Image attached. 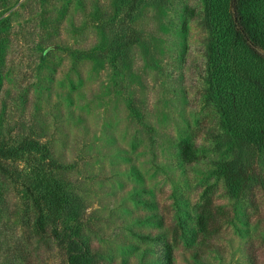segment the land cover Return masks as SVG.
I'll return each instance as SVG.
<instances>
[{
    "label": "rangeland",
    "instance_id": "rangeland-1",
    "mask_svg": "<svg viewBox=\"0 0 264 264\" xmlns=\"http://www.w3.org/2000/svg\"><path fill=\"white\" fill-rule=\"evenodd\" d=\"M208 5L0 0V135L52 147L84 201L92 243L113 264H166L163 214L184 229L178 264H250L253 248L264 264V146L232 131L212 86ZM253 165L261 184L235 195L229 176ZM206 196L235 218L195 263L190 242ZM33 221L0 173V264H66Z\"/></svg>",
    "mask_w": 264,
    "mask_h": 264
},
{
    "label": "trees",
    "instance_id": "trees-1",
    "mask_svg": "<svg viewBox=\"0 0 264 264\" xmlns=\"http://www.w3.org/2000/svg\"><path fill=\"white\" fill-rule=\"evenodd\" d=\"M207 1L216 39L212 86L221 95L232 131L250 143L264 146V0H223L219 7L214 3L218 0ZM218 9L222 16H218ZM194 149L192 146L186 149L191 158L195 157ZM66 169L52 147L40 137L12 141L0 135V173L21 190L34 215L33 224L39 236L52 239L64 251L66 264H113L92 243L90 234L95 228L87 223L84 201L66 176ZM229 180L237 196L250 185L261 184L254 165L250 173L246 169L233 171ZM153 218L149 215V223ZM234 218L232 211L219 207L212 197H204L196 210V226L190 242L195 243L190 251L195 263L204 262L209 250L215 247L217 234ZM158 224L168 228L164 237L171 235L170 239L162 236L166 264H178L175 249L182 242L184 229L167 214L162 215ZM155 235L150 232L149 240L156 239ZM259 253L254 248L249 251L250 264H261ZM149 264L159 262L152 259Z\"/></svg>",
    "mask_w": 264,
    "mask_h": 264
}]
</instances>
